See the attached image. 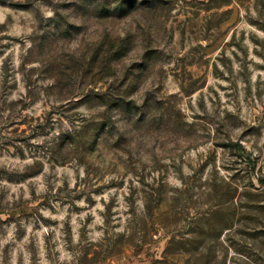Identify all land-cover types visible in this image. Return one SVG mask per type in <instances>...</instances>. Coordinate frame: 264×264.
<instances>
[{
  "label": "rangeland",
  "instance_id": "1",
  "mask_svg": "<svg viewBox=\"0 0 264 264\" xmlns=\"http://www.w3.org/2000/svg\"><path fill=\"white\" fill-rule=\"evenodd\" d=\"M0 264H264V0H0Z\"/></svg>",
  "mask_w": 264,
  "mask_h": 264
},
{
  "label": "trees",
  "instance_id": "2",
  "mask_svg": "<svg viewBox=\"0 0 264 264\" xmlns=\"http://www.w3.org/2000/svg\"><path fill=\"white\" fill-rule=\"evenodd\" d=\"M206 215H208V213H206ZM231 218H232V217H230L229 221L232 220ZM227 222H228V220H227ZM208 225H209V224H207V226H206L207 228H206V229H207V230L210 229V230H209V232L207 233V236H211L210 233H211V231H212V227H210V226H208ZM204 236L207 237V236L205 235V233H203V232H202L201 234L198 235V237H200V238L203 239V240H204V238H205ZM171 243H172V241L170 242V244H171ZM172 244H173V243H172Z\"/></svg>",
  "mask_w": 264,
  "mask_h": 264
}]
</instances>
